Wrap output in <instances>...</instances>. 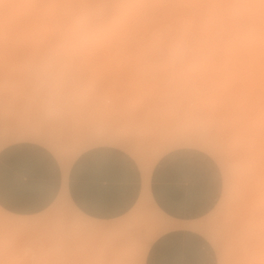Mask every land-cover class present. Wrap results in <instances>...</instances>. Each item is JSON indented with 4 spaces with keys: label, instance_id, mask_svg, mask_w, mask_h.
Here are the masks:
<instances>
[{
    "label": "clouds",
    "instance_id": "9594fccd",
    "mask_svg": "<svg viewBox=\"0 0 264 264\" xmlns=\"http://www.w3.org/2000/svg\"><path fill=\"white\" fill-rule=\"evenodd\" d=\"M158 14L174 22L153 35L141 61L160 89L153 105L190 119L217 148L227 204L251 185L235 258L226 264H264V0H0V60L12 45L27 52L18 75L58 115L64 96L95 91L79 70L123 41L128 18ZM33 256L29 242L0 238V264H37Z\"/></svg>",
    "mask_w": 264,
    "mask_h": 264
},
{
    "label": "crops",
    "instance_id": "0c3cea01",
    "mask_svg": "<svg viewBox=\"0 0 264 264\" xmlns=\"http://www.w3.org/2000/svg\"><path fill=\"white\" fill-rule=\"evenodd\" d=\"M54 156L48 147L31 139L0 147V207L14 215H35L49 208L63 191L83 215L109 221L125 216L139 201L143 173L123 149L108 144L88 147L71 161L66 175ZM221 189L218 165L190 147L161 155L150 170L147 186L149 199L159 212L184 223L209 214ZM144 264H217V258L201 233L173 227L150 242Z\"/></svg>",
    "mask_w": 264,
    "mask_h": 264
},
{
    "label": "bare ground",
    "instance_id": "6f19581e",
    "mask_svg": "<svg viewBox=\"0 0 264 264\" xmlns=\"http://www.w3.org/2000/svg\"><path fill=\"white\" fill-rule=\"evenodd\" d=\"M147 16H149V17H151V20L150 19H148V24H150L149 26H147V27H143V28H145L146 30L147 29H149V28H151V26H153L152 28L153 29H155V31L153 32V34L151 35V36H149V35H146L147 33H145V32H143V34L144 35H146L147 37H145L144 38V35L143 34H141V35H143V38L145 39H141V41L143 40L144 42H141L142 44H143V47L141 46V49H143V51H141V50H139L140 48H138V47H140V45L138 44V43H136L137 45V48L138 49H136L135 48V45H131L130 43L131 42H125L124 41V45H125V43L126 44H128V46L127 45H125L124 47L122 46L123 44H120L119 43V45L122 47V49H123V51H127V50H125V49H127V47H128V50L131 52V47L132 48H134V49H136V50H138V52L135 50V52H134V54L136 53L137 55H138V53L140 52H143L142 53V55L140 54V55H138V57L139 56H141V58L144 56V54H145V52L148 50V48L151 46V44H152V37H153V35L154 34H156L160 29H162L164 26H166V25H168V24H171V23H173V21H174V18L173 17H171V16H168V15H163V14H158V15H154L153 17H152V15L150 16V15H145V16H142L143 18L144 17H147ZM149 17H147V18H149ZM11 18V17H10ZM131 18V19H130ZM129 18V21L127 20V22H126V24H128L129 25V23L131 24V23H133V22H135L133 25H134V27H136V28H140V26L138 25V27H137V25L135 26V24H137L136 22L139 20V22H141V21H143L144 20V22H145V18L144 19H142V18H140V17H135L136 19H134V17H130ZM132 18H133V20H132ZM137 18H139L138 20H137ZM16 19V18H15ZM140 19H142V20H140ZM152 19H154V20H152ZM12 20V19H11ZM132 22H131V21ZM135 20V21H134ZM137 20V21H136ZM147 20V19H146ZM150 20V21H149ZM15 21V20H14ZM13 21V23L14 24H16L17 25V23H16V21L14 22ZM147 22V21H146ZM10 23V22H9ZM142 23V22H141ZM11 24V23H10ZM13 25V24H12ZM132 24L128 27V26H126V28H127V30L126 31H128L129 33H132V32H134V33H132V34H137V31L136 30H139V29H136L135 28V30L133 31L132 30V26H133ZM10 28V27H9ZM13 29H14V27H12ZM129 28H131V31L132 32H130V29ZM140 29H142V28H140ZM143 30V29H142ZM142 30H139V31H142ZM12 32H13V30H12ZM14 33H12V35H13ZM131 34V35H132ZM138 34H140V33H138ZM137 34V35H138ZM128 36V35H127ZM130 36V35H129ZM140 35H138V37H139ZM142 38V37H141ZM146 38H147V40H146ZM131 39H135V37L134 38H131ZM131 39L129 40V41H131ZM140 40V39H139ZM134 41V40H133ZM134 42H136V40L134 41ZM138 42V41H137ZM122 43V42H121ZM141 44V45H142ZM127 46V47H126ZM121 47H120V49H121ZM13 48V47H12ZM114 48H116L115 46L114 47H111L110 49H108L109 51H107L108 53H109V55L108 56H110V54H112V53H110V52H112L113 50L112 49H114ZM117 48H119V46H118V44H117ZM120 49H118L119 51V55H118V57L117 58H121V55L122 54H120V52L121 53H124V52H122ZM115 50V49H114ZM21 51V50H20ZM129 51H127L128 53H125V54H127V56H128V54H129ZM14 52H16V51H14ZM114 52V51H113ZM117 51H116V54L118 53ZM23 54L25 53V52H22ZM105 53H106V51H105ZM12 54H14V53H12ZM16 54V53H15ZM14 54V55H15ZM26 54V53H25ZM116 54H114V55H116ZM9 55V54H8ZM13 55V56H14ZM104 53H103V57H104ZM130 55V54H129ZM132 55V54H131ZM137 55L135 56L134 55V57H131V58H135V59H133L134 61L133 62H135V60H136V62H141V61H138V59H140V58H138L137 59ZM12 56V55H11ZM13 56L11 57V59L13 58ZM18 56H19V54H18ZM24 57L26 56V55H23ZM101 56V55H100ZM100 56L99 57H97V58H100ZM123 56H124V54H123ZM115 57V56H114ZM114 57H112V58H114ZM20 56H19V60H20ZM96 58V59H97ZM101 58H102V56H101ZM111 58V56L107 59L106 58V60H108V62L109 61H111V62H113L114 61V59L116 58H114V59H110ZM116 58V59H117ZM128 59V61L125 59V58H123V62H124V60L126 61V62H128L129 63V66H130V64H131V58H129V56L127 57ZM11 59H9V60H11ZM105 59V58H104ZM115 59V60H116ZM122 59V58H121ZM120 59V60H121ZM7 60V59H6ZM5 60V58H3L2 60H0V70L2 71L3 70V65H4V61H6ZM19 60H18V62H19ZM101 60V59H100ZM106 60H105V62H106ZM12 61V60H11ZM10 61V62H11ZM15 61V60H14ZM103 61V60H102ZM118 61H119V59L115 62V64H119V63H121L122 64V68H127L126 67V65L128 66V64H126L125 66H124V64H123V62H122V60L121 61H119V63H118ZM15 62H17V61H15ZM14 62V63H15ZM21 62V61H20ZM20 62H19V64H20ZM97 62V61H96ZM100 62V61H99ZM104 62V61H103ZM133 62H132V64H131V66H133V65H135V64H133ZM98 63V62H97ZM107 63V62H106ZM6 64H7V62H6ZM19 64H16V65H19ZM94 64V63H93ZM103 64V63H102ZM102 64H100V66H98V64L96 65L97 67H100V69H98V68H96V66L94 67V68H90V69H94V71H98L101 75H103V73H101V65ZM114 64V65H115ZM10 65V64H9ZM14 65V64H13ZM13 65H12V67H13ZM89 65H91V64H89ZM108 65H110V63L108 64ZM108 65H106V67L108 66ZM141 65V64H140ZM7 66V65H6ZM88 66V65H87ZM103 68H106L105 67V63L103 64ZM119 66V65H118ZM124 66V67H123ZM136 66V65H135ZM8 67V69H12V67L11 68H9V66H7ZM6 67V68H7ZM14 67H16L15 65H14ZM14 67H13V69L12 70H7V73L9 74H11L12 75V72H14L15 70H14ZM120 67V66H119ZM17 68H18V66H17ZM83 68V67H82ZM95 68H96V70H95ZM111 68H113L112 66H111ZM110 68V69H111ZM124 68V69H125ZM131 68V67H130ZM129 67H128V70L130 69ZM4 69H5V66H4ZM84 69H86L85 67H84ZM83 69V70H84ZM108 69V68H107ZM121 69V68H120ZM119 69V70H120ZM133 69H135V68H131V71H130V74L132 75L134 72H132V70ZM136 69H137V66H136ZM6 70H4V73H5V75L7 74L6 73ZM81 70V69H80ZM88 70V69H87ZM87 70H86V72H87ZM114 70H116V67H115V69ZM126 70V69H125ZM138 70H141V68L139 69L138 68ZM137 70V71H138ZM8 71H12V72H8ZM85 71V70H84ZM104 71H106V69L104 70ZM104 71H102V72H104ZM123 71V70H122ZM16 72V71H15ZM14 72V73H15ZM81 72H83V71H81ZM108 72H109V70H108ZM111 72V71H110ZM109 72V75L111 74V76H112V78L114 79L115 78V76H116V74L113 76L112 75V72L110 73ZM119 72V71H118ZM17 73V72H16ZM89 73H90V71H89ZM88 73V74H89ZM114 73H116L115 71H114ZM113 73V74H114ZM128 73H129V71H128ZM1 74V77H2V75H4L3 74V72L2 73H0ZM7 74V75H8ZM83 74V73H82ZM87 74V75H88ZM93 74H97V72H95V73H93ZM99 74V79L100 80H102V77L104 76H101ZM121 74V73H120ZM120 74H118L117 73V75H118V77H120L121 78V76H122V74L120 75ZM137 74V73H136ZM139 74V73H138ZM137 74V75H138ZM140 74L142 75V77H143V74H142V71L140 72ZM18 75V74H17ZM17 75H13V76H17ZM107 73H106V77L105 78H107L108 76H109ZM120 75V76H119ZM125 75V74H124ZM126 75H129V74H126ZM134 75V74H133ZM129 76L130 78H131V81H133L134 82V80H138V82H139V77H136V75L135 76ZM8 76H10V75H8ZM0 77V78H1ZM5 77V76H4ZM93 77V76H92ZM98 77V76H97ZM101 77V78H100ZM118 77H116V78H118ZM127 77V76H126ZM136 77V79H134ZM145 77V76H144ZM18 78H20L19 77V75H18ZM87 78V77H86ZM104 77H103V80L105 79ZM111 78V79H112ZM115 78V79H116ZM90 79V78H89ZM95 79H97L96 77H95ZM95 79H94V81H95ZM110 79V77H108V79L107 80H111ZM114 79V80H115ZM126 79H128L129 80V78H126ZM125 79V80H126ZM134 79V80H133ZM146 79V78H145ZM1 80L2 79H0V83H1ZM8 80V79H7ZM22 80V79H21ZM92 80V78L89 80V81H91ZM98 80V79H97ZM118 80H120L121 81V79H118ZM147 80V79H146ZM112 81V80H111ZM115 81H117V80H115ZM119 81V82H120ZM144 81V80H143ZM149 81V80H148ZM147 81V82H148ZM7 82V81H6ZM9 82H11V81H9ZM14 82V81H13ZM17 82V81H16ZM92 82H93V80H92ZM97 82V81H96ZM100 82V81H99ZM118 82V83H119ZM133 82H132V84H133ZM20 83V82H19ZM95 83V82H94ZM93 83V84H94ZM106 83V82H105ZM111 83V82H110ZM109 83V84H110ZM130 81L128 82V84H127V82L125 83L126 85L125 86H127V85H130ZM135 83V82H134ZM141 82H139V84H140ZM4 84V82L2 83V85ZM6 84H8V83H6ZM11 84H12V82H11ZM17 84V83H16ZM107 84V83H106ZM105 84V85H106ZM121 84V83H120ZM137 84V83H136ZM20 85H22V82L20 83ZM20 85H18V86H20ZM96 85H99V83H96ZM104 85V84H103ZM111 85V84H110ZM122 85V84H121ZM152 85V84H151ZM151 85H149V86H151ZM6 86V85H5ZM8 86H10L9 84H8ZM7 86V87H8ZM14 86H15V84H14ZM101 86H102V84H101ZM117 86V85H116ZM123 86V85H122ZM155 86V85H154ZM15 87H17V86H15ZM134 87H136V86H134ZM148 87V86H147ZM18 88V87H17ZM98 89H100L99 87H97ZM96 88V89H97ZM111 88V87H110ZM116 88V87H115ZM119 88H121V87H119ZM118 87L116 88V89H118V90H120ZM128 88L129 87H125V88H123V89H121L120 91H118V90H113V91H109V90H106V91H108V92H104L103 94L100 92V94H102V95H104L105 97H102V98H100V104H98L99 102H98V100H97V102L98 103H95L96 105H99L100 106V109L102 110V111H99V113L100 112H104V114H106L105 116H106V118L108 119H110V117L112 118H114V116H109V114H110V112L109 111H111V109H115V108H117V107H120L121 106V103H125V102H123V100H125L124 98H122L123 96H124V94L126 93L127 94V92H128ZM141 88V87H140ZM139 88V89H140ZM156 88V87H155ZM154 88V89H155ZM95 89V90H96ZM105 89H107V88H105ZM135 89H137V88H135ZM150 88H148V90H149ZM23 90V89H22ZM22 90L21 91H19V92H21L22 93ZM138 90V89H137ZM150 90H152V89H150ZM157 90V89H156ZM155 90V91H156ZM5 91H6V93H7V91L8 90H6V88H5ZM24 91V90H23ZM130 91V90H129ZM131 91H133V90H131ZM136 91V90H135ZM15 92V91H14ZM96 92H97V90H96ZM141 92V91H140ZM152 92V94H150V96L149 97H151V95H153V91H151ZM158 92V91H157ZM16 93V92H15ZM15 93H14V96H15ZM25 93V92H24ZM74 93V92H73ZM91 93V92H90ZM149 93H150V91H149ZM5 94V93H4ZM8 94V93H7ZM10 94V93H9ZM12 94V93H11ZM10 94V95H11ZM18 94V93H17ZM27 94H29V93H27ZM31 94V93H30ZM79 94V93H78ZM97 94H98V92H97ZM125 94V95H126ZM137 94V93H136ZM140 94V93H139ZM159 94V93H158ZM20 95H23V94H20ZM76 95V94H75ZM94 95V94H93ZM99 95V94H98ZM134 95H135V92H134ZM133 95V96H134ZM142 95V94H141ZM145 95V94H144ZM11 96H13V95H11ZM26 96V95H25ZM29 95H27L26 97H28ZM68 96V95H67ZM72 96V95H71ZM100 96V95H99ZM126 96H129V95H126ZM125 96V97H126ZM132 96V95H131ZM132 96V97H133ZM143 96V95H142ZM3 97V96H2ZM8 97V96H7ZM10 97V96H9ZM17 97V96H16ZM20 97V96H19ZM24 97V96H23ZM82 97H84L83 95H82ZM81 97V98H82ZM109 97H111L112 99H113V101H112V104L109 106V107H106V104H107V102H105L106 100L108 101V103H109V101H110V99H109ZM154 97V96H153ZM156 97V96H155ZM154 97V98H155ZM4 98V97H3ZM21 98V97H20ZM32 98V97H31ZM35 98V97H34ZM68 98V97H67ZM89 98H91V97H89ZM93 98V97H92ZM128 98V97H127ZM131 98V97H130ZM134 98V97H133ZM135 98H136V95H135ZM145 98V96H143V99ZM153 98V99H154ZM7 99V98H6ZM24 99V98H23ZM23 99L21 100L22 102H23ZM98 99V98H97ZM109 99V100H108ZM111 99V100H112ZM146 99V98H145ZM150 99H152V97L151 98H148L147 99V101L148 100H150ZM9 100H11V99H9ZM26 100V99H25ZM36 100V99H35ZM62 100V99H61ZM82 101H83V99H81ZM87 100V99H86ZM90 100V99H89ZM105 100V101H104ZM130 101H131V99H129ZM132 100H134V99H132ZM1 102H2V100H0ZM7 101V100H6ZM17 101V100H16ZM34 101V100H33ZM32 101V102H33ZM37 101V100H36ZM39 101V100H38ZM67 101V100H66ZM78 101H79V99H78ZM77 101V102H78ZM81 101V102H82ZM96 101V100H95ZM126 101H127V99H126ZM8 102V101H7ZM19 102V101H18ZM25 102V101H24ZM70 102V101H69ZM80 102V101H79ZM90 102H92V100L90 101ZM128 102V101H127ZM126 102V103H127ZM26 103V102H25ZM28 103V102H27ZM35 102H33V104H34ZM75 103V102H74ZM84 104H85V102H83ZM87 103V102H86ZM89 103V102H88ZM88 103H87V105H88ZM106 103V104H105ZM111 103V102H110ZM141 103V102H140ZM3 105V106H0V108L2 109V108H4V105L5 104H3V103H0V105ZM23 103H21V105H22ZM36 104V103H35ZM63 104V103H62ZM70 104V103H69ZM95 104H93V105H95ZM151 104V103H150ZM149 104V105H150ZM20 105V104H19ZM65 105H67V104H65ZM74 105V104H73ZM83 105V104H82ZM86 105V104H85ZM86 105V106H87ZM90 105V104H89ZM92 105V104H91ZM126 105V104H125ZM124 105V106H125ZM127 105H131V104H127ZM134 106L136 105V108H137V103L136 104H133ZM148 104H140V105H138L139 107V110H141L142 111V113H141V111H140V113L142 114H140V113H137V114H140V116H142L141 118L140 117H138V115H136V114H133V116H130V117H127L128 116V114L130 115L131 113H126V111L123 109V108H120L122 111H125V113L126 114H122L121 116H125V115H127V116H125V120H123V124H125V121H126V123H128V125H126V128H124L123 127V129H125V132H124V134H117V131H113L112 132V128H110V131L111 132H108L109 131V129H108V131H106L107 130V128H108V126L106 127V129L104 130V128L103 127H100L102 124L104 125V127H105V119H103L104 120V123L102 122V121H100L101 119H99V121H98V119H97V124H98V122H102V124L101 125H98L100 128H103V129H100L98 126V128L100 129V130H96V129H94V128H96V126L95 127H93L92 125V127H93V129L94 130H96V132H94V133H86V132H88L87 131V129L89 130V128L91 129V127L89 126L87 129H86V132L85 131H81L80 129H82V128H80V129H78L79 131H75L74 133L73 132H71V133H73V134H75L76 133V135H74V136H69L68 137V131H67V135L66 136H62V135H60V133L58 134L61 138L63 137V138H65V139H63V140H61V142L59 143V142H57V141H59L58 140V138H57V135H53V133H55L56 134V131H60V130H56L55 129V131L53 132V133H51L52 135H51V137L53 136V137H55L54 139H57V140H55L57 143H55L52 139H49V138H47V136L44 134H40L39 132H41V131H43V128H44V126H43V128H42V130H40V129H38V130H40L39 132H36V131H33L32 129H22V127H21V129H19V131H17V129L19 128V126L21 125V123L20 122H17L18 124H20V125H18V124H15L16 126H17V128L15 127V129L13 130V131H17V133H16V131H15V134L16 135H12V132H11V135L10 134H8V135H10V137H8V140H5L6 138L4 137V136H6L7 134H4V133H2L3 132V130L1 129L0 130V147H3V145L5 146V144H7V143H9V142H11V141H15V140H21V139H31V140H36V141H38V142H41V144H43V145H45L46 147H48L50 150H51V152L53 151V153L55 154V156H57V158H58V160H59V162H60V164H61V166H62V170H63V173H64V175H66V173H67V169H68V167H69V165H70V163H71V161L78 155V154H80V152L81 151H83L84 149H86V148H88V147H91V146H94V145H97V144H108V145H114V146H117V147H119V148H121V149H123L124 151H126V152H128L136 161H137V163L139 164V166H140V168H141V170H142V173H143V191H142V194H140L141 195V197L139 198V201L137 202V204L135 205V207L130 211L131 212V215H132V213H134L136 210H137V208L140 206V204H142L145 200H148L150 203H151V205H152V207H153V210L155 211V213L156 214H158V215H160L161 217H163L164 218V220L159 224V226L158 225H156V224H153L149 229H147V231L145 232V242L143 243L142 241H141V239L139 238V237H134V236H132L130 233V231H131V229L132 228H134L135 227V225L133 224V225H131V224H128L129 222H128V220H129V218H130V216H129V214H130V212H129V214H126L125 216H123V217H120V218H117V219H114V220H109V221H101V220H95V219H91V218H89V217H87V216H85V215H83L81 212H79L73 205H72V203L67 199V196L65 195V192H61V194L59 195V197L57 198V200H56V202L54 203V205L52 206V207H50L49 209H47V210H45V211H43V212H40V213H38V214H35V215H29V216H25V215H14V214H11V213H8L7 211H5V210H3L1 207H0V234H1V238H3L5 241H8V242H12V241H15V240H24V241H27V242H29L31 245H32V247H33V249H34V256L32 257L34 260H35V258H38V257H43V256H45V255H47L48 254V252H46L45 250H46V248H45V246H47V245H56L57 243H58V240H60L59 238H57L56 237V234H55V230H54V227H50L51 225H48L51 221H52V219L54 218V217H59V221L61 220V218H62V221H63V225H64V222L66 221V220H64L63 219V217L65 218L66 217V215H67V213H65V216L63 215V213H61V211H63V208H62V206H61V203L62 202H64V203H66V205H67V207H68V212L70 213V214H72V215H74L75 216V218H78V221L76 222V223H73L72 221H70V223H72V228H71V230H69L70 232H69V235H68V239H67V242L69 243L70 241H72V240H74L75 242H78V241H80L81 240V242H83V244H82V247L79 249V250H81V252L82 251H85V252H90V251H95L98 255H101V259L99 260L100 262H102L103 264H144V259H145V255H146V252H147V249H148V247H149V244H150V242L153 240V239H155L160 233H162V232H164L165 230H167V229H170V228H173V227H188V228H191V229H193V230H196V231H198V232H200L204 237H206L211 243H212V245H213V247L216 249V258H217V264H226V262H228V261H231V260H233L234 258H235V253H236V248H237V245H238V242H239V239H240V232H241V228H242V225H243V223H244V221L246 220V218H247V216H248V213H249V209H250V206H251V202H252V188H251V185H249L247 188H243V189H241L238 193H237V195H236V198H235V200H234V202L231 204V205H229V204H227L226 203V175H225V170H224V167H223V164H222V160H221V157H220V155H219V152H218V150H217V148L213 145V144H211V143H209V142H207V141H205L204 139H202V138H200L199 136H197V135H195V133H194V135H192V134H190V133H188L187 134V131L189 130L188 128L190 127L191 128V124L188 126L187 124H186V126H188L187 127V131L184 133H181L182 131H185V130H182L183 128H184V125L185 124H183V127L182 128H180L179 129V127H177L178 125H176L174 122H170L171 120L173 121V119H175V118H172L171 120H169V122L170 123H168V124H166V125H169V124H175V126L177 127V131L179 132V131H181V132H179V133H177V131L175 130V134H174V130L173 131H171V132H173V133H171L170 131H168V129H167V131H166V129H165V127H164V124H161L162 125V128L164 127V129L165 130H163V129H161L160 127H159V131L160 132H158V129L157 130H153V129H151V128H155L156 129V127H152V126H154V125H150L149 126V129H151V130H149V129H147L146 128V125H145V123H147V125H148V122L147 121H149V120H151V118H149L148 116H149V114H150V106H152V105H150L149 106ZM14 106V108H16V106L15 105H13ZM13 106H12V109H14L13 108ZM24 106V105H23ZM30 106V105H29ZM69 106V105H68ZM129 106H127V108H129ZM148 106V107H147ZM21 108H22V106H21ZM24 108H25V106H24ZM41 108H42V106H41ZM62 108H63V106H62ZM79 108H80V106H79ZM96 108H97V106H96ZM95 108V109H96ZM155 108V107H154ZM26 109V108H25ZM40 109V108H39ZM75 109H76V106H75ZM82 109V108H81ZM85 109V108H84ZM83 109V110H84ZM135 109V108H134ZM156 109V108H155ZM154 109V110H155ZM28 110H30V109H28ZM27 110V111H28ZM32 110H34V109H32ZM90 110V109H89ZM153 110V109H152ZM151 110V111H152ZM15 111V110H14ZM13 111V112H14ZM26 111V112H27ZM96 111V110H95ZM2 112V111H1ZM0 112V113H1ZM10 112V111H9ZM8 112V113H9ZM39 112H41V111H39L38 110V112L37 113H39ZM46 112V111H45ZM71 112V111H70ZM93 112V114H90L89 112H88V110H86V114L88 113V114H90V115H92V116H90V117H92V119H90V120H93V122H95L94 121V119H93V117H94V115L95 114H97V113H94V111H92ZM96 112H98V111H96ZM121 112V111H120ZM119 112V113H120ZM135 112H136V109H135ZM158 111H156V113H157ZM7 113V114H8ZM15 113V112H14ZM36 113V112H35ZM43 113V112H42ZM64 113H65V111H64ZM109 113V114H108ZM134 113V112H133ZM10 114H11V112H10ZM15 114H17V113H15ZM20 114V113H19ZM18 114V115H19ZM32 114H34V113H32ZM40 114V113H39ZM73 114V113H72ZM81 114V113H80ZM101 114V113H100ZM104 114H102V115H104ZM107 114H108V116H107ZM112 114V113H111ZM115 114H117V112L115 113ZM155 113H154V111H153V116L155 117V116H157L156 114L154 115ZM1 115V114H0ZM14 115V114H13ZM23 115V114H22ZM26 115V114H25ZM25 115H23V116H25ZM30 116H31V114H29ZM35 115V114H34ZM43 115V114H42ZM58 115H60V114H58ZM63 115H65V114H63ZM114 115V114H113ZM119 115V114H118ZM118 115H116V117L118 116ZM159 115L161 116V113H159ZM16 116V115H15ZM29 116V117H30ZM47 116H48V114H47ZM50 116V115H49ZM54 116H56V115H54ZM70 116V115H69ZM74 116V115H73ZM89 116V115H88ZM136 116V117H135ZM163 116H165V115H163ZM167 117H168V115H166ZM171 116V115H170ZM34 117V116H33ZM35 117H37V116H35ZM53 117V116H52ZM59 117V116H58ZM86 117H87V115H86ZM85 117V118H86ZM119 117V116H118ZM118 117L117 118H115L116 119V121H118ZM150 117H151V115H150ZM158 117V116H157ZM5 118V117H4ZM4 118H1V120H4ZM8 118V117H7ZM12 118H16V117H13L12 116ZM19 117H17V119H18ZM31 118V117H30ZM38 118V117H37ZM43 118H44V116H43ZM97 117H95V119H96ZM100 118H102V117H100ZM120 119H119V121L121 120V117H119ZM132 118V119H131ZM147 118H149V120L147 119ZM17 119H15V120H17ZM20 119V118H19ZM24 119V118H23ZM39 119V118H38ZM56 119H57V117H56ZM75 119H78V118H75ZM109 119H108V121H109ZM115 119L113 120L114 122H113V124H114V126H116L115 124H116V122H115ZM123 119V118H122ZM162 119H164L163 117H162ZM167 119H169V118H167ZM186 119V118H185ZM0 120V121H1ZM7 120V119H6ZM26 120V119H25ZM35 120V119H34ZM42 120H44V119H42ZM85 120V119H84ZM154 120V122L155 123H157V124H159V123H164V122H162V121H164V120H162L161 121V119H159V118H154L153 119ZM178 120H180V119H178ZM182 120H184V119H181V121ZM5 121V120H4ZM23 122H24V120H22ZM32 121V120H31ZM79 121H80V119H79ZM86 121V120H85ZM107 121V122H108ZM165 121H166V118H165ZM177 121V120H176ZM181 121H180V123H181ZM184 121H187L188 123H191V121H190V119L189 120H184ZM2 122V121H1ZM8 122V121H7ZM11 122V120L9 121V123ZM45 122V121H44ZM43 122V123H44ZM48 122H51V121H48ZM76 122V121H75ZM112 122V121H111ZM121 123H122V120L120 121ZM168 122V120L166 121V123ZM178 122V121H177ZM176 122V123H177ZM28 123H30V121L28 122ZM28 123H26V124H28ZM39 123V122H38ZM73 123V122H72ZM99 123V124H100ZM118 123V122H117ZM120 123V124H121ZM150 123V122H149ZM32 125H33V123H31ZM39 124H42V122L41 123H39ZM45 124H47V123H45ZM51 124H53V123H51ZM50 124V125H51ZM70 124V123H69ZM78 124V123H77ZM82 124V123H81ZM91 124V123H90ZM90 124H88V125H90ZM119 124V123H118ZM117 124V125H118ZM154 124V123H153ZM157 124H156V126H157ZM178 124H179V122H178ZM14 125V126H15ZM23 125H25L24 123H23ZM38 125V124H37ZM36 125V126H37ZM48 125V124H47ZM49 125V126H50ZM75 125V124H74ZM110 125V124H109ZM165 125V126H166ZM181 125V124H180ZM5 126V125H4ZM22 126V125H21ZM26 126V125H25ZM77 126V125H76ZM78 126H81V125H78ZM170 126V125H169ZM169 126H167V127H169ZM172 127H174L173 125H171ZM171 126H170V128H171ZM185 126V127H186ZM6 127H8V126H6ZM10 127H11V129L13 128L12 127V125L11 126H9L7 129L9 130L10 129ZM27 127V126H26ZM33 127V126H32ZM35 127V126H34ZM69 127V126H68ZM110 127V126H109ZM151 127V128H150ZM175 127V128H176ZM181 127V126H180ZM28 128V127H27ZM38 128V127H37ZM57 128V127H56ZM97 128V129H98ZM116 128H120V126L119 127H116ZM169 128V129H170ZM49 130L51 129V128H48ZM52 129H53V127H52ZM172 129V128H171ZM185 129V128H184ZM37 130V131H38ZM45 130V129H44ZM67 130V129H66ZM73 130V129H72ZM93 130V131H94ZM122 130V128L120 129V131ZM153 130V131H152ZM191 130V129H190ZM6 130H4V132H5ZM52 131V130H51ZM63 131H64V129H63ZM63 131H60V132H63ZM89 131H92V130H89ZM119 130H118V133H121ZM10 132H8V133H10ZM188 132H190V131H188ZM50 133V132H49ZM123 133V132H122ZM2 134H4V135H2ZM7 135V136H8ZM48 135V134H47ZM65 135V134H64ZM6 136V137H7ZM52 137V138H53ZM70 137H72V139H74V141L73 140H71V141H73L72 143H75V144H71L70 143V141H69V138ZM40 140V141H39ZM146 140L148 141V143L146 142ZM26 141V140H25ZM28 141V140H27ZM64 141V142H63ZM67 141H69V142H67ZM149 141H150V143H149ZM62 143V144H61ZM64 143V144H63ZM70 143V144H69ZM141 143H147V145L146 144H142L144 147H146V149H143L144 147H142L141 146ZM67 144V145H66ZM148 144H149V146H151V148H152V152H150V154H153L152 155V157L149 159V160H147V159H145V157H144V155H143V151L145 152L146 150H148L147 148H149V146H148ZM63 145V146H62ZM64 145H66V146H64ZM69 145V146H68ZM41 146V145H40ZM70 146L71 147H73L74 146V148H72V150H73V152H72V154L70 155V157L69 158H67V156H65V155H68L69 153H67L68 151H66L65 152V150H66V148H70ZM180 146H191V147H197V148H199V149H201V150H203L205 153H207L208 155H210L215 161H216V163L218 164V166L220 167V170H221V174H222V177H223V188H224V194H223V196L224 197H222V198H224V202H225V205L223 204V206H224V208L223 209H219V210H223V211H226L225 213V215H224V213L222 214V215H224L225 217H224V219H221L220 221H221V224H222V220H224V225H221L220 223L218 224V222H216V220H215V224H216V226H217V224H218V227H220L221 226V228H222V226L225 228H222L221 230H219L220 228H218V230H219V233H220V235H221V237H223V238H221L220 239V242H221V244L219 243V241H218V235L217 234H219L218 233V231H217V233H216V229L217 228H215V227H213V223H211V221L209 222V223H206L207 221L206 220H204V221H196V222H194V223H184L183 221L182 222H176V221H172V220H170V219H168L166 216H164L161 212H159V210L153 205V203L150 201V199H149V196H148V192H147V186H148V177H149V173H150V170H151V168H152V166L154 165V163L157 161V159L161 156V155H163L165 152H167V151H169V150H171V149H174V148H177V147H180ZM68 148V149H69ZM151 148H149V149H151ZM65 149V150H64ZM69 151H71V150H69ZM151 151V150H150ZM65 153H67V154H65ZM148 154V153H147ZM54 156V157H55ZM223 201V200H222ZM223 203V202H222ZM221 203V204H222ZM220 205V204H219ZM222 207V206H221ZM61 210V211H60ZM59 211V212H58ZM64 211H67V208H66V210H64ZM141 212V211H140ZM222 212V211H221ZM57 213V214H56ZM59 213H60V216H59ZM138 213V212H137ZM217 213H220V211H218ZM55 214H56V216H55ZM143 214V213H142ZM141 214V215H142ZM153 214V213H152ZM216 214V213H215ZM220 214V215H221ZM72 215H70V219H71V217H72ZM221 215V216H222ZM73 216V217H74ZM136 216V215H135ZM139 216V215H138ZM143 216H144V214H143ZM142 216V217H143ZM216 216V215H215ZM217 217V216H216ZM134 218V217H133ZM133 218H131V219H133ZM140 218V217H139ZM146 218V217H145ZM213 218V217H212ZM221 218V217H220ZM65 219H67V218H65ZM142 219V218H141ZM214 219H216V218H214ZM217 219L219 220V218L217 217ZM225 219H228L227 221L225 220ZM68 220V219H67ZM136 220V219H135ZM148 220V219H147ZM59 221H58V224H59ZM61 221V222H62ZM130 221V220H129ZM186 221V220H185ZM67 222H69V221H66L65 223H67ZM140 222V221H139ZM55 224L57 223V221H55L54 222ZM70 223H68V225L70 224ZM54 224V225H55ZM136 224V223H135ZM144 224V223H143ZM142 224V225H143ZM59 225H61V223L59 224ZM68 225L67 226H65V227H68ZM142 225H140V226H142ZM220 225V226H219ZM58 226V225H57ZM144 226V225H143ZM226 226L228 227H230L229 229L228 228H226ZM65 227H64V229H65ZM62 228V227H61ZM60 229V228H59ZM63 229V230H64ZM69 229V228H68ZM67 229V230H68ZM58 230V229H57ZM223 230V232H220V231H222ZM228 230V231H227ZM65 231H66V229H65ZM64 231V232H65ZM226 231V232H225ZM137 232V231H136ZM140 232V231H139ZM213 232H215V233H213ZM225 232V233H224ZM227 232H231L232 234H234V238H232L231 237V235H229ZM223 235H222V234ZM224 234H226V235H224ZM63 235V234H62ZM228 235V236H227ZM224 236H226V237H224ZM220 237V236H219ZM227 237H231L230 239L229 238H227ZM228 239V241H227V243H223V242H225L227 239ZM226 239V240H225ZM233 239H234V241H233ZM224 240V241H223ZM229 240H231V242H229ZM223 241V242H222ZM228 242L229 243H231L232 244V246H230V244L229 245H227L228 244ZM64 243V242H63ZM36 244H39V246L38 245H36ZM224 244V245H223ZM219 245H222V247L224 248L225 247V249H229V247L228 246H230L231 248L229 249V255H228V253H227V251L225 250V249H221L220 247H219ZM226 245H227V247H226ZM67 250V249H66ZM231 250V251H230ZM66 253V252H65ZM227 254L226 256H225V254ZM57 254V253H56ZM103 255H104V257H103ZM57 256V255H56ZM106 257H108V261L107 262H104L103 261V259H105ZM57 259V258H56ZM65 260V259H64Z\"/></svg>",
    "mask_w": 264,
    "mask_h": 264
},
{
    "label": "rangeland",
    "instance_id": "374dc122",
    "mask_svg": "<svg viewBox=\"0 0 264 264\" xmlns=\"http://www.w3.org/2000/svg\"><path fill=\"white\" fill-rule=\"evenodd\" d=\"M151 16V15H150ZM154 15H152V17H153ZM147 17H149V16H147ZM147 17H144L145 18V22H144V20L143 21H141V22H139V18H137V24H135V26L137 25V27H138V25L140 26V28H142V29H140L139 27L138 28H136V27H134V23L135 22H133V23H131L133 26V28H132V30L134 29L135 30V28L136 29H139V30H142V31H139V30H136L137 31V34L138 33H140V34H138V35H140L139 37H138V35L135 33V34H132V33H134V32H132L131 31V28H129L130 29V32H132V33H129L128 31H126V33H125V37H124V39H123V41H122V43H120V44H123L122 46L124 47L125 45H127L128 46V44H126L125 43V45H124V41L126 42L127 40V42H131L130 44L131 45H135V48L136 49H138V48H140L139 50H141V51H143V49H141V46L143 47V44L141 43V42H144L143 40L141 41V39H144L145 37H147L146 35H149V36H151L152 34H153V32L155 31V29H153L152 27L153 26H151V28H149V29H145V28H143V27H147V26H149L150 24H148V19H150L151 20V17H149V18H147ZM140 18H142V19H144L142 16L140 17ZM12 19V20H11ZM131 19V18H130ZM134 19H136L135 17H134ZM142 19H140V20H142ZM147 19V20H146ZM16 21V23H17V20L15 19V17H11L10 18V20H9V22L11 23H9V29H10V34L12 35V33H14L15 34V31H16V27H17V25L16 24H14L13 23V21ZM132 20H133V18H132ZM149 20V21H150ZM152 20H154V19H152ZM14 21V22H15ZM128 21H129V18H128ZM131 21V20H130ZM135 21V20H134ZM147 21V22H146ZM132 22V21H131ZM174 22V21H173ZM13 24V25H12ZM130 23H129V25L128 24H126V26H130L131 25ZM12 27H14V29L12 28ZM12 30H13V32H12ZM126 30H127V28H126ZM146 32H145V31ZM143 32H145V33H147L146 35H144L143 34ZM14 34H13V36H14ZM132 34V35H131ZM141 34H143L144 35V38H143V35H141ZM128 35V36H127ZM130 35V36H129ZM135 37V39H131V38H134ZM142 37V38H141ZM131 39V41H129ZM140 39V40H139ZM136 40V42H134V41ZM145 40V39H144ZM146 40H147V38H146ZM138 41V42H137ZM136 43H138L139 45H140V47H138L137 48V44ZM142 44V45H141ZM118 46H119V48H117V45H115V47L116 48H114V49H112L113 51L112 52H110V53H112V54H110V56H111V58L112 57H118V55H119V50L118 49H120V45L118 44ZM126 46V47H127ZM13 47V48H12ZM114 47V46H113ZM129 47V46H128ZM128 47H127V49H125V50H127V51H129L128 50ZM125 48V47H124ZM121 49H122V47H121ZM120 49V50H121ZM131 49V52L129 51V54H128V56H129V58H131V57H134V55L136 56L137 54V52H138V50H136V49H134V48H130ZM135 50L137 51L135 54H134V52H135ZM14 51H16V52H14ZM107 51H109V50H107ZM106 51V53L104 52V57H103V54L101 55L102 56V58H101V56H100V58H95V59H93L92 61H90L86 66H84L86 69H84V67L83 68H81V70H79L80 72L81 71H83V72H81V73H83V75L85 76V77H87V80H90L91 78H92V80H93V82H92V80L90 81L92 84L94 83V85H95V89L97 88V87H99L100 89H96L97 90V92H98V94L100 95H98L97 94V92H96V90L94 91V92H91V93H87V94H81V93H76V92H74V93H71V94H69L68 96L66 95V96H64L63 98H62V100H59V107H60V111H59V114L60 115H56V116H54V115H50V114H48L47 112H45V110H44V108L42 107L41 108V104H40V102L38 101V99L35 97V96H33L32 94H30V91L28 90V88L25 86V84H24V82H23V80H21V78H18V71H17V66H19V65H16V64H19V62L20 61H22V59L24 58V56L23 55H27L28 53L27 52H25L24 54L22 53V52H24V51H20L19 49H17L14 45H12V46H10V48H9V50H8V53L6 54V56H4V58H5V60L6 61H4V65H3V70L1 71L0 70V73H2L3 72V74L4 75H2V77H1V74H0V79H2L1 80V83H0V100H2V102L0 101V103H3V104H5L4 105V108H0V120H1V118H4V120H1L0 121V130L2 129H4V130H6L5 132H4V130H3V132L2 133H4V134H10L11 135V132H12V135H16L15 134V131H13L14 129H15V127L17 128V126L18 125H20V124H18L17 122H20L21 123V125L19 126V128L17 129V131H19V129H21V127H22V129H34L33 131H36V132H39L40 130H42V128H43V126H44V128H43V131H41V132H39L40 134L42 133L43 135L45 134L46 136H47V138H49V139H52L55 143H57V142H61V140H63V139H65V138H61L58 134L60 133V135H62V136H66L68 133V137L71 135V136H74V135H76V133L75 134H73L75 131H79L78 129H80V128H82V129H80L81 131H85L86 132V129L90 126L91 127V129L89 128V130H92V131H89L88 129H87V131L88 132H86V133H94V132H96V130L98 131V130H100V129H103L104 128V130L106 129V127L108 126V128H107V130L106 131H108V129H109V131L108 132H111L110 131V128H112L111 130H112V132L113 131H117V134H124V132H125V129H123V127L124 128H126V125H128V123H126V121H125V124H123V120H125L126 118H125V116H127V115H125V116H121L122 114L124 115V114H128V113H131L130 115L128 114V116L127 117H130V116H133V114H136V115H138V117H142V116H140V114L142 113V111L141 110H139V106L138 105H140L141 103L142 104H150V105H152V106H150V114H149V118H151V120H149V118H147L149 121H147L148 122V125H147V123H145V125H146V128L147 129H149V126L151 125H154V126H152V127H156V129L155 128H151V129H153L154 131L155 130H157L158 129V132H160L159 130V127L161 128V129H163V130H165L166 128L168 129V131H173L174 132V134H175V130L177 131L178 129H177V127H179V129L180 128H182L183 127V124H185L184 125V128L182 129V130H185V131H179V132H181V133H185L186 131H187V127L191 124V123H188L187 121H184V120H189V119H184V120H182L181 121V119L180 120H178V118H176V117H174V116H170V114H164V113H161V112H159L157 109H155L154 108V105H153V98L155 97V96H157L158 95V93L160 92V89H159V87H158V85L156 84V83H154V82H150V81H148V79L146 80L145 79V77H144V75H143V77H142V75L140 74V72H141V70H138V68L140 69L141 68V62H136V60H135V62H133L134 60L133 59H135V58H131L130 60H131V64H132V62H133V64H135L136 66H137V69H136V66L135 65H133V66H131V64H130V66H129V63L128 62H126L125 60H124V62H123V58H125L126 60L128 59L127 57V54H125V53H128L127 51L125 52V51H123V49L121 50L122 52H124V53H121L120 52V54H122L121 55V58H112V59H114V61L113 62H111V61H109L108 62V60H106V58L108 59L110 56H108L109 55V53ZM116 51L118 52L117 54H116ZM12 53H16L15 55L14 54H12ZM142 53L143 52H139L138 53V55H142ZM9 54V55H8ZM18 54H19V56L21 57L20 58V60H19V56H18ZM114 54H116V55H114ZM123 54H124V56H123ZM132 54V55H131ZM13 56V58L11 59V57ZM138 55H137V59L138 58H140V59H138V61H142V58H141V56H139L138 57ZM99 57V56H98ZM105 58V59H104ZM110 58V59H111ZM9 59H11V60H9ZM101 59V60H100ZM119 59V61H121L122 60V62H123V64H124V66L126 65V64H128V66L126 65V67L127 68H125L124 66V68L126 69H124V68H122V64L121 63H119V61H118V63L119 64H115V62L117 61ZM121 59V60H120ZM17 61V62H15V61ZM18 60H19V62H18ZM104 62H103V61ZM105 60H106V62H105ZM11 61V62H10ZM98 63H97V62ZM100 61V62H99ZM128 61V60H127ZM6 62H7V64H6ZM15 62V63H14ZM94 63V64H93ZM105 63V67H106V65H108L109 63H110V65H108L106 68H103L104 66H103V64ZM117 63V62H116ZM10 64V65H9ZM16 66V67H14V65ZM89 64H91V65H89ZM98 64V66H100V64H102L101 65V70L102 71H104L105 69H106V71H104V72H102L101 71V73H103V75H101L98 71H94V69L92 70V69H90V68H94L96 65ZM115 64V65H114ZM9 66V68H11L12 67V65H13V67H14V70L17 72H12V71H8V72H12V75L9 73H7V70H12L13 69V67H12V69H8V67L7 66ZM120 67H119V66ZM4 66H5V69H4ZM111 66L113 67V68H111ZM7 67V68H6ZM115 67H116V70H114L115 69ZM128 67L130 68H135V69H133L132 70V72H134L132 75L133 76H135L136 75V77H139V82H141L140 84H139V82H138V80H134V79H136V77L133 79L134 80V82L133 81H131V74H130V71H131V68L128 70ZM96 68H98V69H100V67H97L96 66ZM96 68H95V70H96ZM108 68V69H107ZM111 68V69H110ZM121 68V69H120ZM7 69V70H6ZM85 71H84V70ZM88 69V70H87ZM120 69V70H119ZM4 70H6V73L8 74V75H10V76H8L7 74L5 75V73H4ZM86 70H87V72H86ZM108 70H109V72L111 71L112 72V75L114 76L115 74H116V76H115V78L116 77H118V75H117V73L118 74H122V76H121V78L120 77H118V78H114L115 80H117V81H115L113 78H112V76H111V74L109 75V72H108ZM123 70V71H122ZM138 70V71H137ZM89 71H90V73H89ZM114 71L116 72V73H114ZM119 71V72H118ZM128 71H129V73H128ZM95 72H97V74L95 75V74H93V73H95ZM110 72V73H111ZM89 73V74H88ZM106 73L109 75L108 77H110V79L112 80H107L108 79V77L107 78H105L106 76ZM114 73V74H113ZM138 75H137V74ZM88 74V75H87ZM99 74L101 75V76H103L105 79L103 80V77H102V80H100L99 79ZM120 74V75H121ZM125 74V75H124ZM126 74H129V75H126ZM13 75H17V76H13ZM119 75V76H120ZM5 76V77H4ZM93 76V77H92ZM98 76V77H97ZM127 76V77H126ZM130 76V77H129ZM20 77V76H19ZM95 77L98 79H95ZM90 78V79H89ZM101 78V77H100ZM126 78H129V80L128 79H126ZM8 79V80H7ZM94 79H95V81H94ZM118 79H121V81L120 80H118ZM126 79V80H125ZM144 80V81H143ZM7 81V82H6ZM9 81H11L12 82V84H11V82H9ZM14 81V82H13ZM17 81V82H16ZM97 81V82H96ZM100 81V82H99ZM120 81V82H119ZM131 82L130 83V85H127V86H125L126 84V82H127V84H128V82ZM148 81V82H147ZM4 82V84L2 85V83ZM22 82V85H20V83ZM107 84H106V83ZM111 82V83H110ZM119 82V83H118ZM132 82H133V84H132ZM6 83H8L10 86H8V84H6ZM17 83V84H16ZM96 83H99V85H96ZM111 85H110V84ZM123 85H121V84ZM137 83V84H136ZM14 84H15V86H17V87H15L14 86ZM101 84H102V86H101ZM104 84V85H103ZM106 84V85H105ZM152 84V85H151ZM6 85V86H5ZM18 85H20V86H18ZM117 85V86H116ZM149 85H151V86H149ZM155 85V86H154ZM8 86V87H7ZM134 86H136V87H134ZM148 86V87H147ZM111 87V88H110ZM118 87H121V88H119L120 90L121 89H123V88H125V87H129L128 88V92H127V94L126 95H129V96H126L125 94H124V96L122 97V98H124L125 100H123V102H125V103H121V106L120 107H117V108H115V109H111V111H109L110 112V114H109V116H114V118L112 117H110V119H109V121H108V119L106 118V114H104V112H100L99 113V111H102L101 109H100V106L99 105H96L95 103H98V104H100V98H102V97H105L104 95H102L104 92L106 93V92H108V91H106V90H109V91H113V90H118V89H116V88ZM141 87V88H140ZM156 87V88H155ZM5 88H6V90H8L7 91V93H6V91H5ZM105 88H107V89H105ZM135 88H137V89H135ZM140 88V89H139ZM148 88H150V89H152V90H148ZM155 88V89H154ZM24 91H23V90ZM157 89V90H156ZM22 90V93L21 92H19V91H21ZM120 90H118V91H120ZM130 90V91H129ZM131 90H133V91H131ZM136 90V91H135ZM156 90V91H155ZM16 93H15V92ZM141 91V92H140ZM149 91H150V93H149ZM151 91H153L154 93H153V95H151V97H152V99H150V100H148L147 101V99L148 98H151V97H149L150 96V94H152V92ZM158 91V92H157ZM25 92V93H24ZM100 92L102 93V94H100ZM134 92H135V95H136V98H135V95H134ZM5 93V94H4ZM11 95H13V96H11ZM14 93H15V96H14ZM18 93V94H17ZM27 93H29V94H27ZM137 93V94H136ZM140 93V94H139ZM20 94H23V95H20ZM76 94V95H75ZM94 94V95H93ZM145 96V98L143 99V96ZM145 94V95H144ZM27 95H29L28 97H26ZM72 95V96H71ZM82 95L84 96V97H82ZM134 97H132V96ZM4 98H3V97ZM8 96V97H7ZM10 96V97H9ZM17 96V97H16ZM21 98H20V97ZM24 96V97H23ZM126 96V97H125ZM154 96V97H153ZM32 97V98H31ZM35 97V98H34ZM68 97V98H67ZM82 97V98H81ZM89 97H91V98H89ZM93 97V98H92ZM128 97V98H127ZM131 97V98H130ZM7 98V99H6ZM24 98V99H23ZM98 98V99H97ZM106 98V97H105ZM9 99H11V100H9ZM23 99V102L21 101ZM26 99V100H25ZM37 101H36V100ZM78 99H79V101H78ZM81 99H83V101L81 100ZM87 99V100H86ZM90 99V100H89ZM109 99H110V101H109V103H108V101L106 100H104L105 102H107V104H106V107H109L111 104H112V101H113V99L111 98V97H109ZM108 99V100H109ZM112 99V100H111ZM126 99H127V101H126ZM129 99H131V101L129 100ZM132 99H134V100H132ZM8 102H7V101ZM17 100V101H16ZM34 100V101H33ZM67 100V101H66ZM92 100V102H90ZM96 100V101H95ZM97 100H98V102H97ZM19 101V102H18ZM26 103H25V102ZM35 102L34 104H33V102ZM70 101V102H69ZM78 101V102H77ZM82 101V102H81ZM28 102V103H27ZM75 102V103H74ZM83 102H85V104L87 105V103H88V105L86 106ZM87 102V103H86ZM95 102V103H94ZM111 102V103H110ZM127 102V103H126ZM141 102V103H140ZM21 103H23L22 105H21ZM63 103V104H62ZM70 103V104H69ZM138 104L137 105V108H136V105L134 106L133 104ZM20 104V105H19ZM65 104H67V105H65ZM74 104V105H73ZM83 104V105H82ZM90 104V105H89ZM92 104V105H91ZM93 104H95V105H93ZM110 104V105H109ZM126 104V105H125ZM127 104H131L130 106L129 105H127ZM13 105H15L16 106V108H14V106ZM25 106V108H24V106ZM30 105V106H29ZM69 105V106H68ZM125 105V106H124ZM0 106H3L2 104L0 105ZM12 106H13V108L14 109H12ZM21 106H22V108H21ZM62 106H63V108H62ZM75 106H76V109H75ZM79 106H80V108H79ZM96 106H97V108H96ZM127 106H129V108H127ZM148 107V106H147ZM40 108V109H39ZM82 108V109H81ZM85 108V109H84ZM96 108V109H95ZM120 108H123L125 111H126V113H125V111H122ZM136 109V112H135V109ZM28 109H30V110H28ZM32 109H34V110H32ZM84 109V110H83ZM90 109V110H89ZM153 109V110H152ZM155 109V110H154ZM15 110V111H14ZM28 110V111H27ZM38 110L39 111H41V112H39V113H37L38 112ZM86 110H88V112L90 113V114H93V112L92 111H94V113H97V114H95L94 115V117H93V119H94V121L95 122H93V120H90V119H92V117H90V116H92V115H90V114H86ZM98 111V112H96V111ZM152 110V111H151ZM11 112V114H10V112ZM15 113H17V114H15ZM27 111V112H26ZM64 111H65V113H64ZM71 111V112H70ZM121 111V112H120ZM140 111H141V113H140ZM153 111H154V113L158 116H153L152 114H153ZM156 111H158L157 113H156ZM9 112V113H8ZM36 112V113H35ZM43 112V113H42ZM117 112V114H115ZM120 112V113H119ZM134 112V113H133ZM8 113V114H7ZM20 113V114H19ZM32 113H34V114H32ZM73 113V114H72ZM81 113V114H80ZM112 113V114H111ZM137 113H140V114H137ZM159 113H161V116L159 115ZM14 114V115H13ZM19 114V115H18ZM25 115V116H23V115ZM29 114H31V116L29 115ZM43 114V115H42ZM47 114H48V116H47ZM63 114H65V115H63ZM102 114H104V115H102ZM108 114H107V116H108ZM114 114V115H113ZM119 114V115H118ZM154 114V115H155ZM16 115V116H15ZM50 115V116H49ZM70 115V116H69ZM74 115V116H73ZM86 115H87V117H86ZM89 115V116H88ZM116 115H118L119 117H121V120H122V123L119 121V117H118V121H116V119L115 118H117L116 117ZM142 115V114H141ZM150 115H151V117H150ZM163 115H165V116H163ZM166 115H168V117L166 116ZM12 116L13 117H16V118H12ZM31 118H30V117ZM34 116V117H33ZM35 116H37V117H35ZM43 116H44V118H43ZM53 116V117H52ZM59 116V117H58ZM8 117V118H7ZM17 117H19L18 119H17ZM56 117H57V119H56ZM86 117V118H85ZM95 117H97L96 119H95ZM100 117H102V118H100ZM136 117V116H135ZM162 117L164 118V119H162ZM24 118V119H23ZM75 118H78V119H75ZM123 118V119H122ZM154 118H159V119H161V121L162 120H164V121H162V122H164V123H159V124H157V123H155L154 122ZM165 118H166V121L168 120V122L166 123V121H165ZM167 118H169V119H167ZM172 118H175V119H173V121L171 120ZM7 119V120H6ZM15 119H17V120H15ZM26 119V120H25ZM35 119V120H34ZM42 119H44V120H42ZM79 119H80V121H79ZM86 121H85V120ZM97 119H98V121H99V119H101L100 121H102L103 123H104V120L103 119H105V127H104V125L102 124V122L100 123V122H98V124H97ZM115 119V122H116V126H114V124H113V120ZM132 119V118H131ZM11 120V122L9 123V121ZM22 120H24V122L22 121ZM32 120V121H31ZM169 120H171L170 122H174L176 125H178L177 127L175 126V124H169L170 126L171 125H173L174 127H172L171 126V128H170V126L169 125H166V124H168V123H170L169 122ZM179 122V124H178V122ZM8 121V122H7ZM30 121V123H28ZM45 121V122H44ZM48 121H51V122H48ZM76 121V122H75ZM108 121V122H107ZM112 121V122H111ZM180 121H181V123H180ZM191 121V120H190ZM41 123L42 122V124H39V123ZM44 122V123H43ZM73 122V123H72ZM119 124H118V123ZM150 122V123H149ZM177 122V123H176ZM23 123L28 127H26L25 125H23ZM26 123H28V124H26ZM31 123H33V125L31 124ZM45 123H47V124H45ZM51 123H53V124H51ZM70 123V124H69ZM78 123V124H77ZM82 123V124H81ZM91 123V124H90ZM100 123V124H99ZM121 123V124H120ZM154 123V124H153ZM15 124H18L17 126L15 125ZM38 124V125H37ZM51 124V125H50ZM75 124V125H74ZM88 124H90V125H88ZM93 124V125H92ZM102 124V125H101ZM110 124V125H109ZM118 124V125H117ZM156 124H157V126H156ZM161 124H164V127H165V129H164V127L162 128V125ZM181 124V125H180ZM186 124L188 125V126H186ZM5 125V126H4ZM12 125V129H11V127H10V129L8 130L7 128L9 127V126H11ZM15 125V126H14ZM37 125V126H36ZM50 125V126H49ZM77 125V126H76ZM78 125H81V126H78ZM95 127L96 126V128H94V129H96V130H94L93 129V127ZM98 125H101L100 127H103V128H100ZM166 125V126H165ZM6 126H8V127H6ZM33 126V127H32ZM35 126V127H34ZM69 126V127H68ZM100 128H98V127ZM110 126V127H109ZM120 126V128H116V127H119ZM167 126H169V127H167ZM181 126V127H180ZM186 126V127H185ZM38 127V128H37ZM52 127H53V129H52ZM57 127V128H56ZM176 127V128H175ZM48 128H51L50 130L48 129ZM98 128V129H97ZM122 128V130L120 131V129ZM170 128V129H169ZM38 129H40V130H38ZM45 129V130H44ZM55 129L56 130H60V131H63V129H64V131L63 132H60V131H56V134L55 133H53L54 131H55ZM67 129V130H66ZM73 129V130H72ZM151 129H149V130H151ZM167 129H166V131H167ZM189 130L188 131H190V132H188L187 131V134L188 133H190V134H192L193 133V131L192 130H190L191 128L189 127L188 128ZM38 130V131H37ZM52 130V131H51ZM75 130V131H74ZM94 130V131H93ZM118 130L121 132V133H118ZM152 130V131H153ZM11 131V132H10ZM17 131H16V133H17ZM67 131H68V133H67ZM170 131V132H171ZM8 132H10V133H8ZM50 132V133H49ZM71 132H73V133H71ZM123 132V133H122ZM173 132H171V133H173ZM178 131H177V133H179ZM192 132V133H191ZM51 133H53V135H57V138H58V140L59 141H55V140H57V139H54L55 137H51ZM4 134H2V135H4ZM48 134V135H47ZM65 134V135H64ZM6 135V136H7ZM10 135H8L7 137L6 136H4L6 139L5 140H8V137H10ZM11 135V136H12ZM192 135H194V133L192 134ZM196 135V134H195ZM198 136V135H197ZM71 140H73L74 141V139H72V137H70L69 138V141H70V143L71 144H75V143H72L73 141H71ZM36 141V140H35ZM40 141V140H39ZM69 141H67V142H69ZM42 142V141H41ZM64 142V141H63ZM146 142L148 143V141L146 140ZM69 143V144H70ZM147 143H141V146L142 147H144L145 145L144 144H146L147 145ZM149 143H150V141H149ZM62 144V143H61ZM64 144V143H63ZM144 146H143V145ZM67 145V144H66ZM66 145H64V146H66ZM63 146V145H62ZM69 146V145H68ZM148 146H149V144H148ZM147 147V146H146ZM146 147H144L143 149H146ZM180 147H190V148H195V149H198V150H200V151H202L203 153H205L203 150H201V149H199V148H197V147H191V146H180ZM69 148V147H68ZM68 148H66V150H65V152L66 151H68L67 153H69L68 155H65V156H67V158H69L70 157V155L72 154V152H73V150H72V148H74V146L73 147H71L70 146V148L68 149ZM149 148H151V146H149ZM149 148H147L148 150H146L145 152L143 151V155H144V157H145V159H147V160H149L151 157H152V155L153 154H150V152H152L153 150H152V148L151 149H149ZM178 148V147H177ZM69 150H71V151H69ZM151 150V151H150ZM67 153H65V154H67ZM148 153V154H147ZM205 154H207V153H205ZM208 155V154H207ZM210 156V155H209ZM211 157V156H210ZM212 158V157H211ZM213 159V158H212ZM213 161H215L214 159H213ZM215 163H216V161H215ZM217 164V163H216ZM218 165V164H217ZM219 167V166H218ZM219 169H220V167H219ZM220 172H221V170H220ZM221 177H222V174H221ZM223 177H222V189H221V194H220V196H219V199H218V201H217V203H216V205H215V207L212 209V211L209 213V214H207L205 217H203L201 220H199V221H204V220H206L207 222L206 223H209L210 221H211V223H213L212 225H213V227H215L216 226V222H218V224L220 223L221 224V219H224V215L226 214L225 212L226 211H223V210H219V209H223L224 208V206H223V204L225 205V202H224V198H222V197H224L223 196V194H224V186H223ZM223 200V201H222ZM56 202V201H55ZM54 202V203H55ZM223 202V203H222ZM54 203L50 206V207H52L53 205H54ZM222 203V204H221ZM220 204V205H219ZM61 206H62V208H63V211H61V213H63V215L65 216V213H67V215H66V217L65 218H67V219H65L64 217H63V219L64 220H66V221H69V222H67V223H65L64 222V225H63V221H62V218H61V220L59 221V217H57L56 216V214H55V216L56 217H54L53 219H52V221L48 224V225H51L50 227H54V230H55V234H56V237L57 238H59L60 240H58V243L55 245H47V246H45V248H46V252H48V254L47 255H45V256H43V257H38V258H35V260L37 261V264H103L102 262H100L99 260L101 259V255H98L95 251H90V252H85V251H82L81 252V250H79L81 247H82V244H83V242H81V240L80 241H78V242H75L74 240H72V241H70L69 243L67 242V239H68V235H69V230H71V228H72V223H70V221H72L73 223H76L77 221H78V218H75V216L74 215H72V214H70L69 212H68V207H67V205H66V203H64V202H62L61 203ZM222 206V207H221ZM49 207V208H50ZM49 208H47V209H49ZM66 208H67V211H64V210H66ZM46 209V210H47ZM141 211V212H140ZM218 211H220V213H217ZM222 211V212H221ZM59 212V211H58ZM132 212V211H131ZM131 212H130V214H129V216H130V218H129V220H128V224H131V225H135V227L134 228H132L131 229V235L132 236H136V237H139L140 239H141V241L144 243L146 240H145V232L147 231V229H149L153 224H156V225H158L159 226V224L164 220V218L163 217H161L160 215H158V214H156L155 213V211L153 210V207H152V205H151V203L148 201V200H145L142 204H140V206L137 208V210L134 212V213H132V215H131ZM138 212V213H137ZM144 214V216H143V214ZM153 213V214H152ZM216 213V214H215ZM224 213V215H222V214ZM142 214V215H141ZM222 216H221V215ZM70 215H72V217H71V219H70ZM136 215V216H135ZM139 215V216H138ZM219 218V220L217 219V217ZM59 216H60V213H59ZM74 216V217H73ZM143 216V217H142ZM134 217V218H133ZM140 217V218H139ZM146 217V218H145ZM213 217V218H212ZM221 217V218H220ZM131 218H133V219H131ZM142 218V219H141ZM214 218H216V219H214ZM136 219V220H135ZM148 219V220H147ZM215 220H216V222H215ZM226 221L228 220V219H225ZM55 221H57V223L55 224L54 222ZM58 221H59V224L61 223V225H59L58 224ZM62 221V222H61ZM140 221V222H139ZM215 223H214V222ZM223 222H222V224L221 225H224V220H222ZM68 223H70L69 225H68ZM136 223V224H135ZM144 223V224H143ZM55 224V225H54ZM144 226H143V225ZM218 224H217V226L215 227V228H217L216 229V233H217V231H218V233H219V230H221L222 228H224L223 226H222V228H221V226L220 227H218ZM58 225V226H57ZM68 225V227H65V226H67ZM140 225H142V226H140ZM62 227V228H61ZM64 227H65V229H66V231H65V229H64ZM60 228V229H59ZM69 228V229H68ZM218 228H220L219 230H218ZM226 228H230L229 226L227 227L226 226ZM58 229V230H57ZM64 229V230H63ZM68 229V230H67ZM225 229V228H224ZM231 229V228H230ZM229 229V230H230ZM65 231V232H64ZM137 231V232H136ZM140 231V232H139ZM228 231V230H227ZM220 232H223V230L222 231H220ZM226 232V231H225ZM224 232V233H225ZM200 233V232H199ZM213 233H215V232H213ZM229 235H231V237L232 238H234V234H232L231 232H227ZM63 234V235H62ZM222 234V233H221ZM218 235V241H219V243L221 244V242H220V239L221 238H223V237H221V235H220V233L219 234H217ZM223 235V234H222ZM224 235H226V234H224ZM220 236V237H219ZM228 236V235H227ZM224 237H226V236H224ZM230 237V238H231ZM0 238H1V234H0ZM227 238H229V237H227ZM226 238V239H227ZM229 238V239H230ZM205 239L208 241V243L210 244V246H211V248L213 249V251L215 252V254H216V249L213 247V245H212V243L205 237ZM225 239V240H226ZM224 241V240H223ZM222 241V242H223ZM227 241H228V239L225 241V242H223L224 244L225 243H227ZM233 241H234V239H233ZM64 242V243H63ZM229 242H231V240H229ZM228 242V244L227 245H229L230 244V246H232V244L231 243H229ZM223 244V245H224ZM36 245H38L39 246V244H36ZM227 245H226V247H227ZM221 246V247H220ZM230 246H228L229 247V249L231 248ZM219 247L223 250V249H225V247L223 248L222 247V245H219ZM227 247V248H228ZM67 249V250H66ZM229 249H225L226 251H227V253H228V255H229ZM231 251V250H230ZM66 252V253H65ZM57 253V254H56ZM225 254V253H224ZM57 255V256H56ZM227 254H225V256H226ZM103 257H104V255H103ZM57 258V259H56ZM65 259V260H64ZM103 261L104 262H107L108 261V257H106L105 259H103Z\"/></svg>",
    "mask_w": 264,
    "mask_h": 264
}]
</instances>
